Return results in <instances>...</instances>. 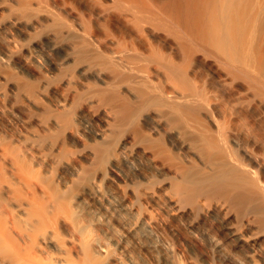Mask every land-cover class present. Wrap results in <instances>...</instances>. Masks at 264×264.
Masks as SVG:
<instances>
[{
    "label": "bare ground",
    "instance_id": "6f19581e",
    "mask_svg": "<svg viewBox=\"0 0 264 264\" xmlns=\"http://www.w3.org/2000/svg\"><path fill=\"white\" fill-rule=\"evenodd\" d=\"M0 44V264H264V0H0Z\"/></svg>",
    "mask_w": 264,
    "mask_h": 264
},
{
    "label": "rangeland",
    "instance_id": "374dc122",
    "mask_svg": "<svg viewBox=\"0 0 264 264\" xmlns=\"http://www.w3.org/2000/svg\"><path fill=\"white\" fill-rule=\"evenodd\" d=\"M2 45L0 44V53H1V50H2V47H1ZM74 67L73 66H71L69 69L67 68L66 69V71L64 70L63 72H61V74H59V75H57V76H55V77H53V78H50V83H52V84H57V82L59 83L60 81H61V79L64 77V76H66V75H72V73H73V71H74V69H73ZM0 70H2L3 72H5L7 75H8V78L10 79V80H12L13 82H15V85L17 84L18 86L17 87H19V88H17V89H19L20 91H22V92H24V91H26V92H30L29 94H31L32 95V97H34L35 98V96H36V90H37V87H38V83L37 82H33L32 81V79L29 77H26V76H23V75H21V74H18L19 72H17L16 70H12V69H9V68H7V67H5V66H3V65H1L0 64ZM10 71V72H9ZM16 72V73H15ZM64 74V75H63ZM22 76V77H21ZM18 77V78H17ZM60 77V78H59ZM29 79V80H28ZM31 81V82H30ZM20 84V85H19ZM21 86V87H20ZM29 89V90H28ZM20 98H18V100H19ZM36 99V98H35ZM16 100H17V98H16ZM20 101H21V99H20ZM39 101V100H38ZM78 101H80V99H78ZM16 102V101H15ZM46 102V103H45ZM43 101V103H42V101H40V104H42V105H40L39 104V102H37L38 103V105H40V106H42V107H45L46 109H44L43 108V110H41V111H39V112H37V114H39L41 117H42V119L44 120V121H48L50 118H52V117H57L59 114H57V112H54L52 109H50L49 108V103L47 102V101ZM44 104L46 105V106H44ZM48 105V106H47ZM33 113H35L34 111H33ZM45 114V115H44ZM44 116V117H43ZM60 117H62V119L63 120H65L66 121V119H65V117H63V116H65V115H59ZM59 117V118H60ZM66 117H67V115H66ZM46 120H45V119ZM61 119V120H62ZM65 121L63 122L64 124H65ZM240 122H241V118H240ZM239 124H241V123H239ZM69 125H70V123H69ZM68 125V126H69ZM71 125H73V124H71ZM66 126V125H65ZM241 126V125H240ZM135 128V129H134ZM241 128V127H240ZM64 129H65V127L63 126V128L62 129H60V131H61V133H60V135H58V136H55L54 138L53 137H51V139L50 138H48L49 136H45L44 134H42V136H41V138H39V140H38V142H39V144L41 145H43V146H45L44 148H46V144L48 145V146H50V145H52V143L53 144H58V141H59V145H61L62 144V142L64 141L63 139L64 138H62V137H64V134H63V132H64ZM133 129V130H132ZM120 132H118V131ZM116 131H115V134H116V136H114L113 138L114 139H112V141H111V146H110V149H108V150H106V148L105 149H103V148H100V147H98V146H96L95 148L96 149H98L99 151V154H102L101 152H105V154H106V160H108L109 158H110V156H113V154L116 152V145H117V142L119 141V139L121 138V135H124L126 132H134V131H138V129H137V126L136 125H134V127L133 126H131V127H129V128H122V129H117ZM121 132L123 133V134H121ZM257 133H258V131H257ZM259 134L260 133H258V134H256V135H258V137H261L262 139H264L263 138V132H261V135L259 136ZM8 135L7 134H5L4 133V138L6 139V140H10L9 139V137H7ZM44 136V137H43ZM52 138H53V140H52ZM58 138V139H57ZM48 139V140H47ZM62 139V140H61ZM56 141H57V143H56ZM41 142V143H40ZM43 142V143H42ZM44 142H45V144H44ZM51 143V144H50ZM147 145H150L149 143H147ZM42 146V147H43ZM47 146V147H48ZM155 146V145H154ZM98 147V148H97ZM77 148L80 150L81 148H83L81 145H78V143H77V145L75 146V148H72V150H77ZM103 149V150H102ZM109 151V152H108ZM108 156V157H107ZM170 158H172V157H168V159L170 160ZM174 159L172 158V161H173ZM171 161V162H172ZM98 162H100V164L98 163V165L99 166H101V168H103V167H105V164H103V161L99 158V160H98ZM103 165V166H102ZM49 177H50V179H51V182H53V183H56L57 182V177H56V175H55V173H52V174H49L48 175ZM56 179V180H55ZM154 186H155V183H151V185L150 184H146L145 186H141V185H138L137 186V188H138V190H140V191H142V189L144 188H149V189H151V188H154ZM191 201V200H190ZM190 201L188 200V199H184L183 200V203L186 205H188V203H190ZM188 202V203H187ZM191 203H194L193 201L191 202ZM190 203V204H191ZM148 205H146L145 204V207H147ZM148 209H150V211H152L153 212V214L161 221V223H163V228H164V230H165V232L169 235V237L173 240V241H177L176 243H178L179 242V244H181L182 245V247H184V249H185V251H187L188 253H191L192 254V256L194 257V259L198 262V263H202V261H203V258H202V254H201V252L199 251V249L198 248H196L195 246H194V244H193V240L188 236V234L186 233V231L185 230H182L180 227H179V225L177 226V224H178V222L176 221H174V220H170L169 218H168V216L163 212V211H161V209L160 208H154V207H152V206H148ZM174 222V223H173ZM180 228V229H179ZM187 234V235H186ZM179 261L181 262V263H183V264H187V261H186V259H185V256H182V255H179Z\"/></svg>",
    "mask_w": 264,
    "mask_h": 264
}]
</instances>
